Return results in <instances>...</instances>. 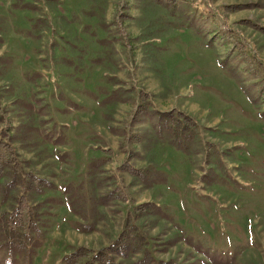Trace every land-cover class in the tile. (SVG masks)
<instances>
[{"label":"rangeland","instance_id":"374dc122","mask_svg":"<svg viewBox=\"0 0 264 264\" xmlns=\"http://www.w3.org/2000/svg\"><path fill=\"white\" fill-rule=\"evenodd\" d=\"M0 59V264H264V0H0Z\"/></svg>","mask_w":264,"mask_h":264},{"label":"trees","instance_id":"16d2710c","mask_svg":"<svg viewBox=\"0 0 264 264\" xmlns=\"http://www.w3.org/2000/svg\"><path fill=\"white\" fill-rule=\"evenodd\" d=\"M1 60L2 59H0V61ZM3 62L5 64L6 61H3ZM171 112H173V110L170 111V113ZM181 118L187 122V126L183 127L184 130H187L188 122L190 121L186 117L181 116ZM176 123L177 125H179L178 121ZM1 124H4V128L1 127ZM6 129L9 131L10 125L6 121V119H4L3 116L0 115V134L1 135L4 134V131ZM16 130L21 134V132L23 131V127L19 125L15 128V131ZM12 138H16V137L13 135ZM13 154H14L13 147L10 145V143L5 141L3 138H0V179L3 177L6 167H9L10 164L12 163ZM127 168L130 171V173L134 174L136 177L141 176L143 180L147 178V174L140 175V171L138 170L136 171L132 167H127ZM69 188H72V186L67 185L64 188V192L68 194L70 205L73 211L77 213V211L74 209L73 197H71L72 193L69 192ZM17 206L18 207L13 210L12 215L9 217V220L6 221L7 225L9 222L15 225L16 224L19 225L21 223V216L23 213L22 198H20L19 202L17 203ZM141 206L144 207V209L139 212L140 214L150 211L152 207L156 210V207L154 206L153 203H145V204H142ZM137 209H140V207H137ZM160 214H163L164 216H166V214L163 212H161ZM29 227H32L31 223H29ZM135 242H136V239L134 235L132 234V227L129 226V224L127 223L125 224V229L120 232L119 236L109 246L99 249L96 252V254L93 255L90 261H85L83 264H114L113 261L115 257L124 256L128 251L132 249L133 246L131 247V245L135 244ZM83 256H84L83 248L78 247L73 252L69 253L64 258V260L69 264H74L76 263L77 260H79ZM6 264H12L11 260L9 259L8 261H6Z\"/></svg>","mask_w":264,"mask_h":264}]
</instances>
